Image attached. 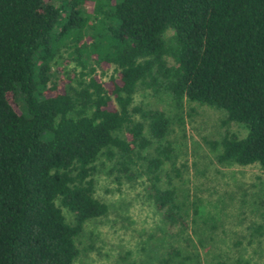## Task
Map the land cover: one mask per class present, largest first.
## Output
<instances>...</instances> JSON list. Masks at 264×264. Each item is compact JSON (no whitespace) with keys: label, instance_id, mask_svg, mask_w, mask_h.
<instances>
[{"label":"trees","instance_id":"obj_1","mask_svg":"<svg viewBox=\"0 0 264 264\" xmlns=\"http://www.w3.org/2000/svg\"><path fill=\"white\" fill-rule=\"evenodd\" d=\"M60 57L77 73L57 76ZM139 87L176 111L133 103ZM184 101L245 128L204 139L218 162L264 169V0H0V264H73L84 222L107 211L97 160L118 181L145 178L162 225L138 264H199V198L169 176ZM247 236L264 239V218Z\"/></svg>","mask_w":264,"mask_h":264},{"label":"rangeland","instance_id":"obj_2","mask_svg":"<svg viewBox=\"0 0 264 264\" xmlns=\"http://www.w3.org/2000/svg\"><path fill=\"white\" fill-rule=\"evenodd\" d=\"M52 67L59 69L56 73L61 77L66 72L77 73L79 68L63 57ZM93 73L105 82L115 69L105 64L97 66ZM132 102L157 107L170 116L176 111L167 93L154 94L147 88H137ZM183 110L182 125L172 124L166 134L180 171L179 176L171 172L169 176L179 191L199 198L200 217L194 232L188 230L199 264H216L219 258L235 264L238 256L247 258L248 264H264V239L248 241L247 236L248 226L264 218V169L257 163L218 162L216 151L204 140L218 138L224 131L242 136L245 128L234 121L225 122L224 110L205 103L184 101ZM96 167L93 195L107 204V211L84 222L79 236L81 251L73 264H127V260L138 264L146 254H153L148 247L160 236L162 225L146 194L145 178L139 175L118 181L106 172L107 162L97 160ZM161 178L162 184H168L166 176ZM61 209L70 219L69 212Z\"/></svg>","mask_w":264,"mask_h":264}]
</instances>
